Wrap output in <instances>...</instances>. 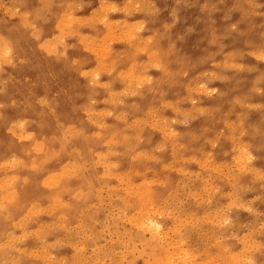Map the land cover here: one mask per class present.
Listing matches in <instances>:
<instances>
[{
	"label": "rangeland",
	"instance_id": "obj_1",
	"mask_svg": "<svg viewBox=\"0 0 264 264\" xmlns=\"http://www.w3.org/2000/svg\"><path fill=\"white\" fill-rule=\"evenodd\" d=\"M42 1L44 3H42ZM51 2L52 0H0V48L3 50H0V72L4 70V72L0 73V120L3 122L2 124L0 121V167L2 168H0V179L4 177L6 171L8 172V170L12 168L17 157L26 156V154L34 155L36 150V147H34L35 145L37 146L38 144L42 145L44 142H50L52 146H58L62 149L65 148V145L67 147L71 146V156L79 160V170L83 171L84 175L90 171L92 173L94 172L95 181L92 182L94 185L88 194V199L83 201L71 216H68L67 220L69 223L65 231L68 232L69 238L67 237L63 240L62 246L54 247L51 251H46L45 254V250L39 246L41 240L35 237L32 229L27 227V224L24 228L19 229L16 233L19 237L28 235L25 238H32L35 240V243H40H38L39 245L32 244V248L34 249L31 248L28 253L33 252L34 255L43 256L44 258L41 257V259H46L48 262L52 260L51 264H63L61 254L66 250V247H70L71 252L75 251L77 257L75 264H249V262H251V264H264V62L262 61L264 60V16H262L264 15V0H53V2ZM56 3L57 6H54ZM48 4L50 5L48 6ZM51 5L52 7H50ZM43 6H46V8ZM33 9L35 12L32 14ZM38 9H40L39 11L42 14ZM57 9L59 11H57ZM44 12H46V14ZM72 12L73 14H71ZM38 13L39 18L36 19ZM91 13H93L95 17H91ZM32 16L35 17V20ZM66 17L69 18V20ZM107 17L109 19H107ZM124 18L127 21H124ZM29 20H32V23H34L32 24ZM184 20L186 21L184 22ZM192 20H194L195 23ZM43 21L50 22L43 23ZM69 21L72 25L69 24ZM92 23L94 25H91ZM30 24H32L33 27ZM12 25L15 28L12 27ZM73 26L76 27L74 28ZM93 26H95L94 28L97 30L92 28ZM23 29H25V31ZM56 31L57 33H55ZM63 33H65V35ZM61 35L64 36L60 37ZM68 35L72 37L67 38ZM131 37L134 40H132ZM116 38L119 40L116 41ZM156 38H158L159 41L156 40ZM88 41L91 42L88 43ZM4 44L6 45L4 46ZM38 44H40L39 46L41 48H38ZM45 44L48 45L46 46ZM57 45H59L58 48ZM62 45L64 47H62ZM82 45L84 46L82 47ZM139 47L141 48L138 50ZM32 48L33 50L31 51ZM145 48H147L146 51L144 50ZM156 48H158L159 53ZM92 52L95 53V55ZM135 52L140 53L136 54ZM163 52L164 54H162ZM116 53L117 56L114 55ZM127 53L130 54L128 55ZM98 54L101 55L100 58H98ZM45 55L49 56L46 57ZM165 55L166 58L164 57ZM56 57L59 58L57 59ZM211 57L212 59H210ZM255 57H257V59ZM27 58H30L29 62ZM74 59L77 60L74 61ZM61 60L63 61L61 62ZM116 60L119 61L117 62ZM67 61H69V63H67ZM25 62H27V64ZM33 62L35 64H33ZM72 62L76 64L74 63L73 65ZM78 63L81 64L79 65ZM70 65L73 67H70ZM222 67L225 69L223 70ZM92 68L94 71H92ZM108 68L109 70H107ZM78 69L81 72H79ZM122 69H125V71ZM206 69L208 71H206ZM253 69L254 71L252 72ZM238 70L239 74L237 72ZM163 71L164 73H162ZM3 74L5 76H3ZM167 75L169 80L167 79L168 77H165ZM199 75L200 77H198ZM224 75H227L228 78ZM220 76L223 79H221ZM114 77H116L117 80ZM256 77H258V79ZM139 78H142V80L144 79L146 81L145 84H138L137 81V85L140 86H136L138 90L135 87H130L131 81ZM218 79L220 82H218ZM160 80H163V82ZM187 80L188 82H186ZM18 83L21 84L19 85ZM88 83H90V86H88ZM186 83H188V86ZM254 83L256 84L255 86ZM174 84L176 85L174 86ZM98 85L103 89L98 87ZM76 87L77 89H75ZM141 87L143 90L142 92L140 89ZM114 89L115 91H113ZM217 89H219V91ZM108 91H110V93ZM57 92L61 94L59 95ZM74 94L78 96H74ZM218 94H222L220 96L223 100ZM91 95L93 97H91ZM10 96L11 98H9ZM35 96L38 97L36 98ZM65 96L66 98H64ZM157 97L160 98L157 100ZM122 103L124 105H121ZM145 105L146 107H143ZM216 106H218V108ZM187 108H190L189 111ZM29 110H31V112H29ZM74 110L76 112H73ZM205 111L207 112L205 113ZM258 111L260 113H258ZM21 114L24 116L22 117ZM55 115L58 116L56 117ZM233 124L237 125L233 127ZM211 126L215 129L212 130L213 128ZM60 129L63 131L61 132ZM65 129L67 130L65 131ZM72 133H74V136ZM21 137H23V139ZM66 138L67 140H65ZM19 139L22 143H20L21 141ZM239 139L243 142H239ZM112 141H120L130 145V154L128 158L125 157L126 161L131 162L129 166L126 163H120L117 158L112 156L111 153L114 150L112 149L114 146L111 145ZM35 142H38V144ZM48 143H46V145ZM152 145L153 150L151 148ZM27 151L28 153H26ZM139 153L142 156L141 160L137 158ZM154 154L156 155L154 156ZM130 157H132V159ZM121 159L124 160L123 157H121ZM70 160L67 161L68 164ZM175 160L177 161L175 162ZM82 164H84V166ZM112 164L115 165L113 166ZM88 165L90 166L88 167ZM206 168L207 171L204 172ZM67 169H69V167H67ZM115 174H119L120 176ZM96 176H98V179ZM107 181L108 183H106ZM225 182L227 184H225ZM177 184L181 185L180 187L182 188H177ZM148 191L150 192L148 193ZM49 203L51 202L48 201L47 205ZM208 203H210V205ZM203 206L205 207L204 209ZM150 208L151 210L149 211L148 209ZM45 215L46 214L39 217L38 223L42 224L55 221V216H53L52 212L51 214L48 212L47 216ZM157 220L159 222H156ZM225 221H227V223ZM197 223L198 226L196 229L194 226H196ZM141 226L143 227L141 228ZM68 228L69 230H67ZM60 230L61 228L58 224V230L53 232L56 237L64 235V233L61 235ZM178 230L181 232H178ZM209 231H211V233ZM25 232L28 234H25ZM19 233H21V235ZM258 235L260 237H258ZM70 243L71 245H69ZM70 248L67 249L69 250ZM163 255L166 260H164ZM157 256H159V258Z\"/></svg>",
	"mask_w": 264,
	"mask_h": 264
},
{
	"label": "bare ground",
	"instance_id": "obj_2",
	"mask_svg": "<svg viewBox=\"0 0 264 264\" xmlns=\"http://www.w3.org/2000/svg\"><path fill=\"white\" fill-rule=\"evenodd\" d=\"M27 1V0H26ZM41 1V0H40ZM74 1V0H73ZM98 1V0H97ZM123 1V0H122ZM128 1V0H127ZM131 1V0H130ZM134 1V0H133ZM140 1V0H139ZM175 1H177V0H175ZM239 1V0H238ZM39 2V1H38ZM47 2V1H46ZM50 2V1H49ZM48 2V3H49ZM52 2H53V0H52ZM51 2V3H52ZM59 2V1H58ZM62 2V1H61ZM67 2V1H66ZM181 2V1H180ZM24 3V2H23ZM27 3V2H26ZM41 3V2H40ZM42 3H44L43 1H42ZM63 3V2H62ZM78 3V2H77ZM82 3V2H81ZM87 3V2H86ZM120 3V2H119ZM235 3V2H234ZM237 3V2H236ZM244 3V2H243ZM16 4V3H15ZM22 4V3H21ZM36 4V3H35ZM91 4V3H90ZM124 4V3H123ZM182 4V3H181ZM221 4V3H220ZM44 5V4H43ZM50 4H48V6H49ZM57 6V3L56 4H54V6ZM82 5V4H81ZM83 5H84V3H83ZM134 5V4H133ZM179 5V4H178ZM241 5V4H240ZM24 6V5H23ZM78 6V5H77ZM129 6V5H128ZM34 7H36V6H34ZM43 7H45L46 8V6H43ZM50 7H52V5L50 6ZM80 7V6H79ZM102 7V6H101ZM191 7V6H190ZM230 7V6H229ZM26 8V7H25ZM117 8V7H116ZM115 8V10L118 12V10ZM131 8V7H130ZM189 8V7H188ZM193 8V7H192ZM240 8V7H239ZM36 9V8H35ZM44 9V8H43ZM50 9V8H49ZM64 9V8H63ZM81 9H82V7H81ZM108 9V8H107ZM136 9V8H135ZM137 9H138V7H137ZM169 9V8H168ZM40 9H38V11H39ZM46 10V9H45ZM76 10H78V9H76ZM96 10V9H95ZM94 10V11H95ZM99 10H100V8H99ZM109 10V9H108ZM130 10V9H129ZM184 10H185V8H184ZM208 10V9H207ZM247 10V9H246ZM51 11V10H50ZM57 11H59L58 9H57ZM75 11V10H74ZM80 11V10H79ZM93 11V12H94ZM163 11V10H162ZM168 11V10H167ZM186 11V10H185ZM33 12H35L34 11V9H33V11H32V14H33ZM40 12V11H39ZM47 12V11H46ZM46 12H44L45 14H46ZM48 12H49V10H48ZM47 12V13H48ZM52 12V11H51ZM96 12V11H95ZM98 12V11H97ZM104 12V11H103ZM139 12H141V11H139ZM247 12V11H246ZM41 13V12H40ZM53 13V12H52ZM55 13V12H54ZM60 13V12H59ZM102 13V12H101ZM110 13V12H109ZM141 13H143V12H141ZM146 13V12H145ZM179 13V12H178ZM211 13V12H210ZM216 13V12H215ZM20 14V13H19ZM42 14V13H41ZM40 14V15H41ZM44 14V15H45ZM63 14H64V12H63ZM66 14V13H65ZM71 14H73V12L71 13ZM92 15H90L91 17L93 16V13H91ZM107 14H108V12H107ZM112 14V13H111ZM213 14V13H212ZM35 15H36V13H35ZM39 15V13L37 14V16ZM43 15V16H44ZM48 15V14H47ZM46 15V16H47ZM51 15H53V14H51ZM59 15V14H58ZM67 15V14H66ZM96 15H98V14H96ZM152 15V14H151ZM180 15V14H179ZM189 15V14H188ZM191 15V14H190ZM56 15L54 14V17H55ZM106 16V15H105ZM117 16V15H116ZM146 16H147V14H146ZM150 16V15H149ZM170 16V15H169ZM168 16V17H169ZM184 16V15H183ZM210 16V15H209ZM258 16V15H257ZM262 16H264V15H262ZM16 17V16H15ZM32 17H34V16H32ZM41 17V16H40ZM51 17H53V16H51ZM60 17H61V15H60ZM93 17H95V16H93ZM124 17V16H123ZM37 18H39V16L38 17H36V19ZM44 18V17H43ZM56 18V17H55ZM59 18V17H58ZM57 18V19H58ZM65 18V17H64ZM67 18V17H66ZM106 18V17H105ZM126 18V17H125ZM124 18V19H125ZM128 18V17H127ZM189 18V17H188ZM30 19V18H29ZM63 19V18H62ZM68 20H69V18H67ZM90 19H92V18H90ZM102 19V18H101ZM107 19H109L108 17H107ZM183 19H184V17H183ZM191 19V18H190ZM197 19V18H196ZM21 20H23V19H21ZM34 20H35V17H34ZM42 20H44V19H42ZM46 20V19H45ZM50 20V19H49ZM76 20V19H75ZM118 20V19H117ZM209 20V19H208ZM24 21V20H23ZM30 21V20H29ZM38 21V20H37ZM58 21V20H57ZM96 21H97V19H96ZM99 21V20H98ZM119 21H121V20H119ZM124 21H127L126 19L124 20ZM137 21V20H136ZM139 21V20H138ZM137 21V22H138ZM186 20H184V22H185ZM194 23H195V21L194 20H192ZM200 21V20H199ZM22 22V21H21ZM31 23H32V20L30 21ZM46 22H48V21H43V23H46ZM50 22V21H49ZM48 22V23H49ZM66 22V21H65ZM65 22H64V24H65ZM135 22V21H134ZM140 22V21H139ZM177 22V21H176ZM176 22H175V24H176ZM181 22V21H180ZM34 23V22H33ZM32 23V24H33ZM41 23V22H40ZM68 23V22H67ZM84 23V22H83ZM96 23H98V22H96ZM119 23V22H118ZM131 23V22H130ZM173 23V22H172ZM183 23V22H182ZM264 23V22H263ZM20 24V23H19ZM22 24V23H21ZM32 24H30L32 27H33V25ZM64 24H63V27H64ZM69 24H70V21H69ZM132 24V23H131ZM169 24V23H168ZM230 24V23H229ZM228 24V25H229ZM27 25V24H26ZM39 25V24H38ZM38 25H37V27H38ZM70 25H72V24H70ZM91 25H94L93 23L91 24ZM123 25V24H122ZM133 25V24H132ZM163 25V24H162ZM194 25V24H193ZM11 26V25H10ZM23 26V25H22ZM65 26H66V24H65ZM88 26V25H87ZM102 26V25H101ZM145 26V25H144ZM174 26V25H173ZM195 26V25H194ZM12 27H14L13 25H12ZM30 27V26H29ZM28 27V28H29ZM41 27H42V25H41ZM62 27V28H63ZM74 27V26H73ZM76 27V26H75ZM74 27V28H75ZM80 27V26H79ZM95 26H93L92 28H94ZM15 28V27H14ZM21 28V27H20ZM27 28V27H26ZM35 28V27H34ZM81 28V27H80ZM89 28H90V26H89ZM91 28V29H92ZM118 28V27H117ZM136 28V27H135ZM139 28V27H138ZM163 28V27H162ZM33 29V28H32ZM39 29H41V28H39ZM49 29V28H48ZM59 29V28H58ZM77 29V28H76ZM95 29V28H94ZM112 29V28H111ZM120 29H121V27H120ZM203 29V28H202ZM8 30V29H7ZM24 31H25V29H23ZM50 30V29H49ZM60 30V29H59ZM63 30H64V28H63ZM79 30V29H78ZM95 30H97V29H95ZM100 30V29H99ZM98 30V31H99ZM123 30V29H122ZM139 30V29H138ZM35 31H36V28H35ZM87 31V30H86ZM85 31V32H86ZM102 31V30H101ZM121 31V30H120ZM134 31V30H133ZM132 31V32H133ZM208 31V30H207ZM228 31V30H227ZM17 32V31H16ZM32 32V31H31ZM39 32V31H38ZM53 32V31H52ZM79 32V31H78ZM110 32V31H109ZM124 32V31H123ZM153 32V31H152ZM168 32V31H167ZM185 32V31H184ZM189 32V31H188ZM211 32V31H210ZM233 32H235V31H233ZM20 33V32H19ZM36 33V32H35ZM47 33V32H46ZM55 33H57V31L55 32ZM75 33V32H74ZM81 33V32H80ZM115 33V32H114ZM118 33H119V31H118ZM122 33V32H121ZM190 33V32H189ZM192 33V32H191ZM4 34V33H3ZM17 34V33H16ZM31 34H33V33H31ZM38 34V33H37ZM36 34V35H37ZM40 34V33H39ZM52 34V33H51ZM64 35H65V33H63ZM67 34H68V32H67ZM66 34V35H67ZM96 34V33H95ZM99 34V33H98ZM103 34V33H102ZM120 34V33H119ZM132 34V33H131ZM236 34H238V33H236ZM6 35V34H5ZM22 35V34H21ZM25 35V34H24ZM28 35V34H27ZM64 35H61L60 37H62V36H64ZM78 35H81V34H78ZM91 35V34H90ZM117 35V34H116ZM124 35V34H123ZM133 35V34H132ZM156 35V34H155ZM183 35H185V34H183ZM197 35V34H196ZM2 36V35H1ZM23 36V35H22ZM38 36V35H37ZM42 36V35H41ZM45 36H46V34H45ZM50 36V35H49ZM95 36V35H94ZM93 36V37H94ZM97 36V35H96ZM136 36V35H135ZM162 36V35H161ZM212 36V35H211ZM10 37V36H9ZM16 37V36H15ZM32 37V36H31ZM30 37V38H31ZM69 37H72V36H69L68 35V37L67 38H69ZM99 37V36H98ZM130 37V36H129ZM3 38V37H2ZM6 38V37H5ZM21 38V37H20ZM26 38V37H25ZM77 38V37H76ZM87 38H89V37H87ZM112 38V37H111ZM128 38V37H127ZM155 38V37H154ZM178 38V37H177ZM182 38V37H181ZM185 38V37H184ZM183 38V39H184ZM231 38H233V37H231ZM19 39V38H18ZM18 39H16V40H18ZM27 39V38H26ZM26 39H23V40H26ZM35 39H36V37H35ZM71 39V38H70ZM69 39V40H70ZM83 39V38H82ZM85 39V38H84ZM95 39V38H94ZM117 39V38H116ZM129 39V38H128ZM131 39H132V37H131ZM141 39H144V38H141ZM169 39V38H168ZM195 39V38H194ZM224 39V38H223ZM5 40H7V39H5ZM5 40H3V41H5ZM12 40V39H11ZM37 40V39H36ZM39 40H40V38H39ZM87 40V39H86ZM86 40H84V41H86ZM93 40V39H92ZM98 40V39H97ZM119 39H117L116 41H118ZM125 40V39H124ZM132 40H134V39H132ZM131 40V41H132ZM154 40V39H153ZM156 40H158L159 41V39L158 38H156ZM186 40V39H185ZM3 41H1V42H3ZM57 41V40H56ZM55 41V42H56ZM61 41H64V40H61ZM71 41V40H70ZM115 41V42H116ZM130 41V40H129ZM145 41V40H144ZM179 41H180V39H179ZM182 41V40H181ZM201 41V40H200ZM65 42V41H64ZM91 41H88V43H90ZM152 42V41H151ZM238 42V41H237ZM5 43V42H4ZM26 43H27V41H26ZM25 43V44H26ZM52 43V42H51ZM81 43V42H80ZM86 43V42H85ZM98 43V42H97ZM102 43V42H101ZM124 43V42H123ZM122 43V44H123ZM131 43V42H130ZM144 43V42H143ZM155 43V42H154ZM2 44V43H1ZM15 44H17V43H15ZM19 44V43H18ZM25 44H23V45H25ZM31 44V43H30ZM35 44H36V42H35ZM56 44V43H55ZM57 44H59V43H57ZM139 44V43H138ZM153 44V43H152ZM159 44V43H158ZM174 44V43H173ZM211 44H212V42H211ZM6 44H4V46H5ZM11 45V44H10ZM26 45H28V44H26ZM37 45V44H36ZM40 44H38V48L40 47L39 46ZM46 46L48 45V44H45ZM64 45V44H63ZM62 45V47H64ZM74 45V44H73ZM77 45V44H76ZM86 45V44H85ZM112 45V44H111ZM110 45V46H111ZM116 45V44H115ZM119 45V44H118ZM124 45V44H123ZM151 45V44H150ZM156 45V44H155ZM221 45V44H220ZM3 46V45H2ZM7 46H8V43H7ZM17 46V45H16ZM20 46V45H19ZM32 46H33V44H32ZM58 46L59 45H57V48H58ZM69 46V45H68ZM75 46V45H74ZM84 45H82V47H83ZM89 46V45H88ZM88 46H87V48H88ZM121 46V45H120ZM131 46V45H130ZM151 46H153V45H151ZM159 46V45H158ZM175 46V45H174ZM214 46V45H213ZM224 46V45H223ZM242 46H244V45H242ZM263 46V45H262ZM27 47V46H26ZM67 47V46H66ZM73 47V46H72ZM76 47V46H75ZM124 47V46H123ZM126 47V46H125ZM149 47V46H148ZM160 47V46H159ZM168 47V46H167ZM29 48V47H28ZM36 48V47H35ZM41 48V47H40ZM57 48H56V50H57ZM77 48V47H76ZM79 48V47H78ZM112 48V47H111ZM111 48H110V50H111ZM141 47H139L138 48V50L140 49ZM143 48V47H142ZM150 48V47H149ZM257 48V47H256ZM255 48V49H256ZM16 49V48H15ZM62 49H65V48H62ZM67 49V48H66ZM74 49V48H73ZM89 49V48H88ZM91 49L93 50V48L91 47ZM113 49V48H112ZM126 49V48H125ZM146 49L147 48H145L144 50L146 51ZM157 49V52L159 53V51H158V48H156ZM161 49V48H160ZM159 49V50H160ZM0 50H1V48H0ZM25 50V49H24ZM26 50H28V49H26ZM33 50V48L31 49V51ZM35 50V49H34ZM59 50V49H58ZM81 50V49H80ZM121 50V49H120ZM123 50V49H122ZM128 50V49H127ZM137 50V51H138ZM254 50V49H253ZM263 50H264V47H263ZM262 50V51H263ZM1 51H3V50H1ZM16 51V50H15ZM29 51V50H28ZM61 51V50H60ZM59 51V52H60ZM66 51V50H65ZM89 51V50H88ZM140 51H142V50H140ZM168 51V50H167ZM175 51V50H174ZM220 51V50H219ZM251 51V50H250ZM46 52V51H45ZM63 52V51H62ZM93 52H94V50H93ZM92 52V53H93ZM99 52V51H98ZM97 52V53H98ZM128 52H129V50H128ZM143 52V51H142ZM40 53V52H39ZM65 53V52H64ZM63 53V54H64ZM85 53V52H84ZM111 53V52H110ZM121 53V52H120ZM136 53V52H135ZM140 53V52H139ZM139 53H136V54H139ZM146 53V52H145ZM168 53V52H167ZM232 53V52H231ZM13 54V53H12ZM28 54V53H27ZM90 54V53H89ZM94 55H95V53H93ZM100 54V53H99ZM97 55V56H99L98 58H100V56L101 55ZM102 54V53H101ZM122 54V53H121ZM120 54V55H121ZM128 55L130 54V53H127ZM144 54V53H143ZM162 54H164V52L162 53ZM217 54V53H216ZM219 54V53H218ZM16 55H17V53H16ZM22 55H23V53H22ZM35 55V54H34ZM66 55V54H65ZM75 55V54H74ZM115 56H117V53L116 54H114ZM141 55V54H140ZM232 55V54H231ZM241 55V54H240ZM247 55V54H246ZM257 55V54H256ZM46 56V55H45ZM49 55H47L46 57H48ZM57 56H58V54H57ZM82 56V55H81ZM86 56V55H85ZM84 56V57H85ZM126 56V55H125ZM139 56V55H138ZM159 56V55H158ZM162 56V55H161ZM229 56H230V54H229ZM17 57V56H16ZM30 57V56H29ZM45 57V58H46ZM72 57V56H71ZM124 57V56H123ZM129 57V56H128ZM160 57V56H159ZM165 58H166V55L164 56ZM163 57V58H164ZM223 57V56H222ZM227 57H228V54H227ZM238 57H240V56H238ZM241 57H242V55H241ZM240 57V58H241ZM254 57V56H253ZM264 57V56H263ZM26 58V57H25ZM35 58H36V56H35ZM38 58V57H37ZM45 58H44V60H45ZM57 59L59 58V57H56ZM89 58V57H88ZM92 58V57H91ZM105 58V57H104ZM119 58V57H118ZM125 58V57H124ZM156 58H158V57H156ZM215 58V57H214ZM213 58V59H214ZM256 59H257V57H255ZM18 59V58H17ZM28 59V58H27ZM30 59V58H29ZM29 59H28V62H29ZM40 59V58H39ZM49 59V58H48ZM47 59V60H48ZM90 59V58H89ZM108 59V58H107ZM123 59V58H122ZM204 59V58H203ZM207 59V58H206ZM210 59H212V57L210 58ZM232 59V58H231ZM72 60H73V58H72ZM75 60H77V59H74V61ZM81 60V59H80ZM80 60H78V61H80ZM83 60H85V59H83ZM112 60V59H111ZM110 60V61H111ZM113 60H114V58H113ZM129 60H130V58H129ZM135 60V59H134ZM160 60V59H159ZM164 60V59H163ZM166 60V59H165ZM176 60V59H175ZM228 60H229V58H228ZM2 61V60H1ZM50 61H52V60H50ZM63 60H61V62H62ZM103 61V60H102ZM102 61H101V63H102ZM117 61V60H116ZM115 61V62H116ZM119 61V60H118ZM117 61V62H118ZM133 61V60H132ZM137 61V60H136ZM170 61V60H169ZM205 61V60H204ZM207 61V60H206ZM231 61V60H230ZM263 62H264V60H262ZM58 62V61H57ZM60 62V61H59ZM81 62V61H80ZM89 62V61H88ZM106 62H109V61H106ZM114 62V63H115ZM124 62V61H123ZM173 62V61H172ZM181 62V61H180ZM197 62V61H196ZM213 62V61H212ZM220 62H222V61H220ZM22 63V62H21ZM26 64H27V62H25ZM46 63V62H45ZM53 63V62H52ZM67 63H69V61H67ZM73 63V65H74V63L75 62H72ZM71 63V64H72ZM82 63V62H81ZM80 63V64H81ZM87 63V62H86ZM94 63V62H93ZM148 63V62H147ZM164 63V62H163ZM162 63V64H163ZM167 63L169 64V62L167 61ZM166 63V64H167ZM178 63V62H177ZM198 63V62H197ZM204 63H206V62H204ZM247 63V62H246ZM256 63V62H255ZM20 64V63H19ZM33 64H35L34 62H33ZM63 64V63H62ZM64 64H66V63H64ZM76 64V63H75ZM79 64V63H78ZM79 64V65H80ZM85 64V63H84ZM83 64V65H84ZM99 64V63H98ZM108 64V63H107ZM138 64V63H137ZM149 64V63H148ZM202 64V63H201ZM4 65V64H3ZM9 65V64H8ZM97 65V64H96ZM103 65V64H102ZM127 65V64H126ZM196 65H199V64H196ZM195 65V66H196ZM248 65V64H247ZM2 66V65H1ZM12 66V65H11ZM15 66V65H14ZM17 66H19V65H17ZM35 66V65H34ZM52 66V65H51ZM67 66V65H66ZM72 65H70V67H71ZM104 66V65H103ZM102 66V67H103ZM168 66H170V65H168ZM193 66V65H192ZM200 66V65H199ZM261 66V65H260ZM13 67V66H12ZM24 67H25V65H24ZM47 67V66H46ZM73 67V66H72ZM106 67H109V66H106ZM114 67V66H113ZM112 67V68H113ZM118 67V66H117ZM194 67V66H193ZM251 67V66H250ZM15 68V67H14ZM56 68V67H55ZM64 68H65V65H64ZM110 68V67H109ZM109 68L107 69V70H109ZM248 68V67H247ZM262 68V67H261ZM12 69V68H11ZM19 69V68H18ZM44 69V68H43ZM63 69V68H62ZM76 69H77V67H76ZM80 69V68H79ZM78 69V70H79ZM93 69V68H92ZM92 69H90V70H92ZM156 69V68H155ZM154 69V70H155ZM158 69V68H157ZM168 69H169V67H168ZM190 69V68H189ZM196 69V68H195ZM222 69H223V67H222ZM221 69V70H222ZM225 69V68H224ZM223 69V70H224ZM30 70V69H29ZM68 70H69V67H68ZM71 70H73V69H71ZM114 70V69H113ZM123 70V69H122ZM122 70H120V71H122ZM149 70V69H148ZM204 70V69H203ZM227 70V69H226ZM230 70H232V69H230ZM244 70V69H243ZM22 71H24V70H22ZM44 71V70H43ZM52 71V70H51ZM53 71H54V69H53ZM77 71V70H76ZM84 71H87V70H84ZM92 71H94V69L92 70ZM111 71V70H110ZM123 71H125V69L123 70ZM146 71V70H145ZM158 71H159V69H158ZM162 71V70H161ZM179 71V70H178ZM206 71H208L207 69H206ZM241 71V70H240ZM248 71H251V70H248ZM254 71V69L252 70V72ZM1 72H4V70L3 71H1ZM0 72V73H1ZM49 72V71H48ZM63 72V71H62ZM70 72V71H69ZM79 72H81L80 70H79ZM89 72V71H88ZM96 72V71H95ZM166 72V71H165ZM177 72V71H176ZM193 72V71H192ZM200 72V71H199ZM238 72V74H239V70L237 71ZM6 73V72H5ZM39 73V72H38ZM37 73V74H38ZM53 73V72H52ZM83 73V72H82ZM105 73V72H104ZM118 73V72H117ZM125 73V72H124ZM128 73H129V71H128ZM127 73V74H128ZM162 73H164V71L162 72ZM178 73V72H177ZM184 73V72H183ZM204 73H205V71H204ZM215 73H217V72H215ZM249 73V72H248ZM7 74V73H6ZM56 74V73H55ZM85 74V73H84ZM106 74V73H105ZM167 74V73H166ZM173 74V73H172ZM175 74V73H174ZM197 74V73H196ZM195 74V75H196ZM206 74V73H205ZM222 74V73H221ZM220 74V75H221ZM259 74V73H258ZM21 75V74H20ZM19 75V76H20ZM27 75H30V74H27ZM36 75V74H35ZM52 75V74H51ZM74 75V74H73ZM82 75V74H81ZM86 75V74H85ZM102 75V74H101ZM184 75V74H183ZM210 75V74H209ZM209 75H207V76H209ZM217 75V74H216ZM218 75H219V73H218ZM236 75V74H235ZM245 75V74H244ZM3 76H5L4 74H3ZM22 76V75H21ZM50 76V75H49ZM61 76V75H60ZM63 76V75H62ZM111 76V75H110ZM109 76V77H110ZM150 76V75H149ZM170 76H171V74H170ZM174 76V75H173ZM179 76V75H178ZM211 76H213V75H211ZM224 76H226V78H228L227 77V75H224ZM234 76V75H233ZM72 77V76H71ZM100 77V76H99ZM120 77V76H119ZM118 77V78H119ZM128 77V76H127ZM153 77V76H152ZM155 77V76H154ZM158 77V76H157ZM156 77V78H157ZM159 77H160V75H159ZM158 77V78H159ZM164 77V76H163ZM165 77H168V75L167 76H165ZM198 77H200V75L198 76ZM218 77V76H217ZM221 77V76H220ZM64 78V77H63ZM101 78V77H100ZM111 78V77H110ZM115 79H116V77H114ZM126 78V77H125ZM193 78V77H192ZM191 78V79H192ZM195 78H196V76H195ZM216 78V77H215ZM242 78V77H241ZM257 79H258V77H256ZM264 78V77H263ZM7 79V78H6ZM9 79V78H8ZM11 79V78H10ZM28 79V78H27ZM27 79H26V81H27ZM36 79V78H35ZM65 79V78H64ZM67 79H68V77H67ZM164 79H166V78H164ZM168 80H169V77L167 78ZM171 79V78H170ZM176 79V78H175ZM197 79V78H196ZM195 79V80H196ZM210 79V78H209ZM221 79H223L222 77H221ZM229 79H230V77H229ZM233 79V78H232ZM236 79V78H235ZM77 80V79H76ZM98 80V79H97ZM117 80V79H116ZM119 80V79H118ZM132 80V79H131ZM198 80V79H197ZM238 80V79H237ZM240 80V79H239ZM262 80V79H261ZM14 81V80H13ZM42 81V80H41ZM85 81V80H84ZM89 81V80H88ZM99 81V80H98ZM137 81H138V84H142V83H144L145 84V80L143 79L142 80V78H139V79H137V80H132L131 81V83H130V87H135L136 88V86L137 87H140L139 85H137ZM149 81V80H148ZM151 81V80H150ZM161 81V80H160ZM200 81V80H199ZM209 81V80H208ZM211 81V80H210ZM213 81V80H212ZM217 81V80H216ZM229 81V80H228ZM227 81V82H228ZM232 81V80H231ZM241 81V80H240ZM255 81V80H254ZM24 82V81H23ZM104 82V81H103ZM110 82V81H109ZM115 82V81H114ZM125 82V81H124ZM133 82H135V83H133ZM161 82H163V80L161 81ZM174 82H176V81H174ZM173 82V83H174ZM186 82H188V80L186 81ZM218 82H220L219 81V79H218ZM230 82V81H229ZM236 82V81H235ZM258 82V81H257ZM8 83V82H7ZM16 83V82H15ZM30 83V82H29ZM28 83V84H29ZM84 83V82H83ZM107 83V82H106ZM126 83V82H125ZM205 83H206V81H205ZM209 83V82H208ZM222 83V82H221ZM224 83V82H223ZM252 83V82H251ZM261 83V82H260ZM6 84V83H5ZM19 84V83H18ZM21 84V83H20ZM19 84V85H20ZM33 84H34V82H33ZM54 84H55V82H54ZM120 84H122V83H120ZM143 84V85H144ZM154 84H156V83H154ZM159 84H160V82H159ZM187 84V86H188V83H186ZM189 84H191V83H189ZM225 84V83H224ZM223 84V85H224ZM238 84H239V82H238ZM241 84V83H240ZM14 85V84H13ZM51 85V84H50ZM84 85H85V83H84ZM108 85V84H107ZM128 85V84H127ZM142 85V86H143ZM176 84H174V86H175ZM192 85V84H191ZM206 85H207V83H206ZM209 85V84H208ZM222 85V86H223ZM256 84L254 83V86H255ZM258 85V84H257ZM11 86V85H10ZM78 86V85H77ZM88 86H90V83H88ZM123 86H124V84H123ZM158 86V85H157ZM193 86V85H192ZM239 86V85H238ZM237 86V87H238ZM259 86V85H258ZM5 87V86H4ZM17 87V86H16ZM23 87V86H22ZM40 87V86H39ZM49 87H52V86H49ZM70 87V86H69ZM80 87H81V85H80ZM98 87H100L99 85H98ZM110 87V86H109ZM128 87V86H127ZM216 87V86H215ZM224 87V86H223ZM237 87H235V88H237ZM253 87V86H252ZM25 88V87H24ZM23 88V89H24ZM64 88H65V86H64ZM71 88V87H70ZM92 88V87H91ZM95 88V87H94ZM101 88V87H100ZM108 88V87H107ZM113 88V87H112ZM158 88V87H157ZM169 88V87H168ZM172 88H173V86H172ZM187 88V87H186ZM200 88V87H199ZM208 88V87H207ZM9 89H10V87H9ZM39 89V88H38ZM47 89V88H46ZM49 89V88H48ZM75 89H77V87L75 88ZM96 89V88H95ZM101 89H103V88H101ZM111 89V88H110ZM109 89V90H110ZM129 89V88H128ZM137 90H138V88H136ZM141 89V92L143 91L142 90V87L140 88ZM153 89V88H152ZM202 89V88H201ZM234 89V88H233ZM7 90H8V88H7ZM18 90V89H17ZM112 90V89H111ZM116 90H118V89H116ZM120 90V89H119ZM132 90V89H131ZM148 90V89H147ZM158 90V89H157ZM156 90V91H157ZM160 90V89H159ZM211 90V89H210ZM210 90H208V91H210ZM218 91H219V89H217ZM223 90V89H222ZM221 90V91H222ZM251 90V89H250ZM10 91H11V89H10ZM9 91V92H10ZM60 91V90H59ZM73 91V90H72ZM95 91H98V90H95ZM113 91H115V89L113 90ZM129 91V90H128ZM247 91V90H246ZM253 91V90H252ZM257 91V90H256ZM262 91V90H261ZM3 92V91H2ZM1 92V93H2ZM17 92V91H16ZM53 92V91H52ZM62 92V91H61ZM66 92V91H65ZM92 92H93V90H92ZM109 93H110V91H108ZM107 92V93H108ZM187 92V91H186ZM200 92V91H199ZM227 92V91H226ZM14 93V92H13ZM24 93V92H23ZM63 93V92H62ZM74 93V92H73ZM81 93V92H80ZM88 93V92H87ZM99 93V92H98ZM154 93V92H153ZM167 93V92H166ZM171 93V92H170ZM174 93V92H173ZM178 93V92H177ZM209 93H211V92H209ZM220 93H222V92H220ZM18 94V93H17ZM26 94V93H25ZM28 94V93H27ZM31 94V93H30ZM49 94V93H48ZM57 94H59L58 92H57ZM61 94V93H60ZM59 94V95H60ZM68 94H69V92H68ZM92 94V93H91ZM103 94V93H102ZM144 94V93H143ZM149 94V93H148ZM204 94V93H203ZM264 94V93H263ZM12 95V94H11ZM36 95V94H35ZM46 95V94H45ZM51 95V94H50ZM49 95V96H50ZM75 95H77V94H74V96ZM84 95V94H83ZM116 95V94H115ZM152 95V94H151ZM164 95V94H163ZM173 95V94H172ZM176 95V94H175ZM186 95H187V93H186ZM189 95V94H188ZM201 95V94H200ZM199 95V96H200ZM219 95V94H218ZM220 95H222V94H220ZM219 95V96H220ZM241 95V94H240ZM246 95H247V93H246ZM13 96V95H12ZM18 96V95H17ZM43 96V95H42ZM78 96V95H77ZM97 96V95H96ZM109 96H111V95H109ZM121 96V95H120ZM124 96V95H123ZM131 96V95H130ZM140 96H141V94H140ZM144 96V95H143ZM142 96V97H143ZM145 96H147V95H145ZM149 96V95H148ZM154 96H155V94H154ZM165 96V95H164ZM180 96V95H179ZM206 96V95H205ZM235 96V95H234ZM252 96V95H251ZM261 96V95H260ZM20 97V96H19ZM36 98L38 97V96H35ZM48 97V96H47ZM71 97V96H70ZM83 97V96H82ZM91 97H93L92 95H91ZM126 97V96H125ZM132 97H133V95H132ZM207 97V96H206ZM209 97V96H208ZM210 97H211V95H210ZM221 97V96H220ZM223 97H224V95H223ZM236 97V96H235ZM234 97V98H235ZM239 97V96H238ZM255 97V96H254ZM259 97V96H258ZM9 98H11V96L9 97ZM15 98V97H14ZM54 98V97H53ZM64 98H66V96L64 97ZM73 98V97H72ZM127 98V97H126ZM158 98H160V97H157L156 99L158 100ZM170 98V97H169ZM173 98V97H172ZM184 98V97H183ZM190 98V97H189ZM191 98H196V97H191ZM222 98V97H221ZM25 99V98H24ZM41 99V98H40ZM39 99V100H40ZM60 99V98H59ZM75 99V98H74ZM121 99H123V98H121ZM141 99V98H140ZM163 99V98H162ZM161 99V100H162ZM166 99V98H165ZM177 99H179V98H177ZM182 99V98H181ZM210 99V98H209ZM224 99H225V97H224ZM238 99V98H237ZM42 100V99H41ZM49 100V99H48ZM62 100V99H61ZM65 100V99H64ZM85 100V99H84ZM97 100V99H96ZM103 100V99H102ZM117 100V99H116ZM154 100H155V98H154ZM167 100H169V99H167ZM222 100H223V98H222ZM5 101V100H4ZM15 101H17V100H15ZM19 101V100H18ZM23 101V100H22ZM46 101V100H45ZM75 101V100H74ZM81 101V100H80ZM79 101V102H80ZM89 101V100H88ZM94 101V100H93ZM100 101V100H99ZM104 101V100H103ZM106 101V100H105ZM108 101V100H107ZM176 101V100H175ZM178 101V100H177ZM200 101V100H199ZM208 101V100H207ZM225 101V100H224ZM257 101V100H256ZM263 101V100H262ZM6 102V101H5ZM9 102V101H8ZM92 102V101H91ZM96 102V101H95ZM136 102V101H135ZM149 102V101H148ZM152 102V101H151ZM179 102V101H178ZM181 102V101H180ZM186 102V101H185ZM187 102H188V99H187ZM211 102V101H210ZM235 102V101H234ZM240 102H241V100H240ZM243 102V101H242ZM11 103V102H10ZM14 103V102H13ZM33 103V102H32ZM35 103V102H34ZM40 103V102H39ZM59 103H61V102H59ZM90 103V102H89ZM88 103V104H89ZM133 103V102H132ZM131 103V104H132ZM147 103V102H146ZM189 103V102H188ZM191 103V102H190ZM196 103H197V101H196ZM207 103V102H206ZM237 103V102H236ZM239 103V102H238ZM261 103V102H260ZM27 104V103H26ZM25 104V105H26ZM64 104H65V102H64ZM63 104V105H64ZM129 104V103H128ZM133 104H135V103H133ZM143 104V103H142ZM148 104V103H147ZM150 104V103H149ZM152 104H153V102H152ZM184 104V103H183ZM198 104H199V102H198ZM221 104V103H220ZM224 104V103H223ZM222 104V105H223ZM244 104V103H243ZM258 104H259V102H258ZM12 105H14V104H12ZM36 105V104H35ZM117 105V104H116ZM116 105H114V106H116ZM121 105H124L123 103L121 104ZM130 105V104H129ZM176 105V104H175ZM180 105V104H179ZM192 105V104H191ZM215 105V104H214ZM4 106V105H3ZM22 106V105H21ZM43 106V105H42ZM77 106V105H76ZM136 106V105H135ZM150 106V105H149ZM153 106V105H152ZM155 106H156V104H155ZM161 106V105H160ZM186 106V105H185ZM196 106V105H195ZM227 106H228V104H227ZM240 106H241V104H240ZM243 106H246V105H243ZM263 106V105H262ZM27 107V106H26ZM35 107V106H34ZM53 107V106H52ZM58 107V106H57ZM62 107H64V106H62ZM70 107V106H69ZM74 107V106H73ZM78 107V106H77ZM82 107V106H81ZM94 107V106H93ZM117 107H118V105H117ZM139 107H140V105H139ZM138 107V108H139ZM143 107H146V105L145 106H143ZM159 107V106H158ZM163 107V106H162ZM165 107V106H164ZM181 107V106H180ZM202 107V106H201ZM209 107H211V106H209ZM217 108H218V106H216ZM236 107V106H235ZM259 107H261V106H259ZM18 108V107H17ZM28 108V107H27ZM39 108V107H38ZM79 108V107H78ZM88 108H91V107H88ZM105 108H107V107H105ZM149 108V107H148ZM147 108V109H148ZM151 108V107H150ZM184 108V107H183ZM194 108V107H193ZM207 108V107H206ZM245 108V107H244ZM262 108V107H261ZM4 109V108H3ZM13 109V108H12ZM37 109V108H36ZM54 109V108H53ZM65 109V108H64ZM120 109V108H119ZM122 109V108H121ZM141 109V108H140ZM159 109H161V108H159ZM166 109V108H165ZM168 109V108H167ZM171 109H172V107H171ZM170 109V110H171ZM190 109V108H189ZM189 109L187 108V110L189 111ZM197 109V108H196ZM208 109V108H207ZM221 109V108H220ZM242 109V108H241ZM45 110V109H44ZM57 110V109H56ZM68 110V109H67ZM82 110V109H81ZM90 110V109H89ZM111 110H113V109H111ZM118 110V109H117ZM157 110V109H156ZM173 110V109H172ZM209 110V109H208ZM216 110V109H215ZM243 110V109H242ZM245 110V109H244ZM261 110V109H260ZM17 111V110H16ZM43 111V110H42ZM47 111V110H46ZM64 111V110H63ZM115 111V110H114ZM125 111V110H124ZM138 111H139V109H138ZM138 111H137V113H138ZM174 111V110H173ZM172 111V112H173ZM226 111H227V109H226ZM29 112H31V110H29ZM52 112H54V111H52ZM57 112V111H56ZM71 112V111H70ZM69 112V113H70ZM73 112H76L75 110L73 111ZM73 112H71V113H73ZM80 112V111H79ZM131 112V111H130ZM192 112V111H191ZM196 112V111H195ZM207 111H205V113H206ZM212 112V111H211ZM252 112V111H251ZM262 112V111H261ZM55 113V112H54ZM115 113V112H114ZM118 113V112H117ZM129 113V112H128ZM156 113H158V112H156ZM160 113V112H159ZM162 113V112H161ZM199 113V112H198ZM221 113H224V112H221ZM227 113V112H226ZM235 113V112H234ZM258 113H260L259 111H258ZM5 114V113H4ZM7 114V113H6ZM143 114V113H142ZM147 114V113H146ZM145 114V115H146ZM210 114V113H209ZM241 114V113H240ZM2 115H3V113H2ZM54 115V114H53ZM64 115H65V113H64ZM91 115V114H90ZM128 115V114H127ZM197 115V114H196ZM211 115V114H210ZM224 115H226V114H224ZM232 115V114H231ZM242 115V114H241ZM263 115H264V113H263ZM5 116V115H4ZM12 116V115H11ZM14 116V115H13ZM20 116V115H19ZM21 116H22V114H21ZM24 116V115H23ZM22 116V117H23ZM30 116V115H29ZM51 116V115H50ZM56 116V115H55ZM58 116V115H57ZM56 116V117H57ZM74 116V115H73ZM136 116V115H135ZM148 116V115H147ZM167 116V115H166ZM188 116V115H187ZM192 116V115H191ZM240 116V115H239ZM238 116V117H239ZM262 116V115H261ZM3 117V116H2ZM25 117H26V115H25ZM55 117V118H56ZM83 117V116H82ZM97 117V116H96ZM127 117V116H126ZM140 117V116H139ZM168 117V116H167ZM188 117H190V116H188ZM217 117V116H216ZM249 117H250V114H249ZM248 117V118H249ZM258 117H260V116H258ZM16 118V117H15ZM20 118V117H19ZM27 118V117H26ZM29 118V117H28ZM76 118V117H75ZM80 118V117H79ZM84 118V117H83ZM108 118V117H107ZM106 118V119H107ZM115 118V117H114ZM145 118V117H144ZM170 118V117H169ZM175 118V117H174ZM178 118V117H177ZM181 118H183V117H181ZM180 118V119H181ZM4 119V118H3ZM7 119H8V116H7ZM12 119H14V118H12ZM87 119V118H86ZM171 119V118H170ZM192 119V118H191ZM190 119V120H191ZM200 119H201V117H200ZM217 119V118H216ZM215 119V120H216ZM221 119V118H220ZM5 120H6V118H5ZM28 120V119H27ZM41 120H43V119H41ZM48 120V119H47ZM58 120V119H57ZM60 120V119H59ZM80 120V119H79ZM110 120V119H109ZM127 120V119H126ZM153 120V119H152ZM151 120V121H152ZM169 120V119H168ZM167 120V121H168ZM193 120V119H192ZM195 120V119H194ZM199 120V119H198ZM223 120L225 121V119L223 118ZM1 121V120H0ZM7 121H9V120H7ZM55 121V120H54ZM64 121V120H63ZM103 121V120H102ZM123 121V120H122ZM121 121V122H122ZM131 121H133V120H131ZM150 121V122H151ZM176 121V120H175ZM197 121V120H196ZM221 121V120H220ZM247 121V120H246ZM259 121V120H258ZM2 122V121H1ZM31 122H32V120H31ZM44 122H46V121H44ZM88 122H89V120H88ZM172 122V121H171ZM208 122V121H207ZM235 122V121H234ZM256 122V121H255ZM255 122H254V124H255ZM261 122V121H260ZM6 123V122H5ZM28 123V122H27ZM81 123V122H80ZM104 123H105V121H104ZM107 123V122H106ZM119 123V122H118ZM126 123H127V121H126ZM130 123V122H129ZM138 123V122H137ZM166 123V122H165ZM169 123V122H168ZM177 123V122H176ZM219 123V122H218ZM224 123V122H223ZM2 124H3V122H2ZM25 124V123H24ZM23 124V125H24ZM33 124V123H32ZM57 124V123H56ZM61 124V123H60ZM84 124V123H83ZM82 124V125H83ZM149 124V123H148ZM175 124V123H174ZM182 124V123H181ZM197 124V123H196ZM203 124V123H202ZM252 124V123H251ZM68 125H70V124H68ZM92 125V124H91ZM140 125V124H139ZM138 125V126H139ZM142 125V124H141ZM178 125V124H177ZM206 125V124H205ZM234 125L236 126L237 124H233V127H234ZM242 125V124H241ZM245 125V124H244ZM260 125V124H259ZM32 126V125H31ZM30 126V127H31ZM37 126V125H36ZM63 126H65V125H63ZM67 126V125H66ZM84 126V125H83ZM82 126V127H83ZM90 126V125H89ZM121 126V125H120ZM148 126V125H147ZM172 126V125H171ZM170 126V127H171ZM191 126V125H190ZM206 126H208V125H206ZM262 126V125H261ZM2 127V126H1ZM60 127H62V126H60ZM75 127V126H74ZM134 127V126H133ZM141 127V126H140ZM166 127V126H165ZM212 127V126H211ZM220 127V126H219ZM225 127V126H224ZM239 127V126H238ZM241 127V126H240ZM37 128V127H36ZM66 128V127H65ZM90 128V127H89ZM97 128V127H96ZM126 128V127H125ZM129 128V127H128ZM135 128V127H134ZM144 128V127H143ZM210 128V127H209ZM213 128V127H212ZM243 128V127H242ZM241 128V129H242ZM62 129V128H61ZM60 129V131L62 132L63 130H61ZM71 129H73V128H71ZM101 129V128H100ZM131 129V128H130ZM136 129V128H135ZM215 128H213L212 130H214ZM222 129V128H221ZM227 129V128H226ZM235 129V128H234ZM237 129V128H236ZM239 129V128H238ZM237 129V130H238ZM244 129V128H243ZM255 129V128H254ZM4 130V129H3ZM58 130V129H57ZM56 130V131H57ZM67 129H65V131H66ZM76 130V129H75ZM79 130V129H78ZM81 130H83V129H81ZM138 130H139V128H138ZM179 130V129H178ZM185 130V129H184ZM223 130V129H222ZM240 130V129H239ZM263 130H264V128H263ZM31 131V130H30ZM98 131V130H97ZM101 131H103V130H101ZM116 131H117V129H116ZM154 131V130H153ZM167 131H168V129H167ZM180 131V130H179ZM200 131V130H199ZM209 131V130H208ZM52 132V131H51ZM50 132V133H51ZM135 132V131H134ZM140 132V131H139ZM157 132V131H156ZM224 132V131H223ZM245 132V131H244ZM57 133V132H56ZM77 133H78V131H77ZM86 133V132H85ZM137 133V132H136ZM168 133V132H167ZM197 133V132H196ZM196 133H195V135H196ZM229 133V132H228ZM1 134V133H0ZM111 134V133H110ZM124 134V133H123ZM138 134V133H137ZM207 134V133H206ZM217 134H219V133H217ZM233 134V133H232ZM239 134V133H238ZM6 135V134H5ZM20 135V134H19ZM55 135V134H54ZM72 135L74 136V133H72ZM88 135V134H87ZM92 135V134H91ZM149 135V134H148ZM216 135V134H215ZM21 136V135H20ZM52 136V135H51ZM78 136V135H77ZM83 136H84V133H83ZM176 136V135H175ZM194 136V135H193ZM72 137V136H71ZM194 137H196V136H194ZM220 137V136H219ZM2 138V137H1ZM5 138V137H4ZM19 138V137H18ZM22 139H23V137H21ZM32 138V137H31ZM50 138V137H49ZM73 138V137H72ZM77 138V137H76ZM79 138V137H78ZM139 138H141V137H139ZM162 138V137H161ZM207 138V137H206ZM216 138V137H215ZM222 138V137H221ZM240 138H241V136H240ZM257 138V137H256ZM33 139V138H32ZM75 139V138H74ZM106 139V138H105ZM127 139V138H126ZM173 139V138H172ZM207 139H209V138H207ZM238 139V138H237ZM15 140V139H14ZM20 140V139H19ZM24 140H25V138H24ZM65 140H67V138L65 139ZM64 140V141H65ZM125 140V139H124ZM154 140V139H153ZM160 140V139H159ZM229 140V139H228ZM240 140V139H239ZM238 140V141H239ZM21 141V140H20ZM103 141V140H102ZM139 141H140V139H139ZM162 141V140H161ZM166 141V140H165ZM172 141V140H171ZM212 141V140H211ZM217 141H219V140H217ZM224 141V140H223ZM242 140H240L239 142H241ZM5 142V141H4ZM39 142V141H38ZM38 142L36 143V144H38ZM73 142V141H72ZM86 142H87V140H86ZM89 142V141H88ZM126 142V141H125ZM173 142V141H172ZM178 142V141H177ZM199 142V141H198ZM205 142H206V139H205ZM208 142V141H207ZM243 142V141H242ZM246 142V141H245ZM7 143V142H6ZM5 143V144H6ZM20 143H22V141L20 142ZM46 143H48V142H44L42 145H40V144H38L37 146L35 145L34 147H36L35 149V152H34V155H29V154H26V156L24 155V156H21V157H17L16 159L17 160H15L16 162L13 164V166H12V168L11 169H9L8 170V172L6 171V173L4 174V177L2 178V179H0V264H51V261L49 260V262L46 260V259H43L44 257L43 256H37V255H34V253L33 252H31V253H28V251L30 252V249L32 248V244H34V245H39L38 243H35V240H33L32 238H25V237H27L26 235H24L23 237H19L16 233L19 231V229L20 228H24V226L27 224V227H29V228H31L32 229V232L34 233V235H35V237H37V238H39L38 240H41V244L39 245L40 247H42L44 250H45V254H46V251H51L52 249H54V247H57V246H62V242H63V240H65V238H67L68 237V232L67 231H65V229H66V227H67V225H68V223H69V221L67 220V218H68V216L70 215H72V213H74L77 209H78V207L81 205V203L83 202V201H85V200H87L88 199V194H89V192L91 191V188L93 187V185H94V183H92V182H94L95 180H94V172L92 173L91 171L90 172H88L86 175H84L83 174V171H80L79 170V168H78V165H79V160H77V159H74L72 156H71V152H72V148H70L71 146H69V147H67L66 145L64 146L65 148H60V147H58V146H56V147H54V145L52 146V144L49 142L47 145H46ZM67 143V142H66ZM71 143V142H70ZM167 143V142H166ZM174 143V142H173ZM73 144V143H72ZM140 144V143H139ZM149 144V143H148ZM181 144V143H180ZM196 144V143H195ZM199 144V143H198ZM206 144V143H205ZM238 144V143H237ZM236 144V145H237ZM62 145V144H61ZM111 145H113L114 147L112 148V149H114L113 151H112V156L114 157V158H117L118 159V161L121 163H126L128 166L131 164V162H129V161H126V158L125 157H127L128 158V156H129V154H130V145L129 144H126V143H124V142H120V141H117V142H115V141H112V143H111ZM171 145H172V143H171ZM184 145V144H183ZM216 145V144H215ZM252 145V144H251ZM250 145V146H251ZM76 146V145H75ZM88 146V145H87ZM108 146V145H107ZM224 146V145H223ZM86 147V146H85ZM139 147V146H138ZM153 147V145L151 146V148ZM170 147H172V146H170ZM185 147V146H184ZM225 147V146H224ZM223 147V148H224ZM264 147V146H263ZM92 148V147H91ZM136 148V147H135ZM155 148V147H154ZM164 148H165V146H164ZM214 148V147H213ZM232 148V147H231ZM230 148V149H231ZM97 149V148H96ZM171 149V148H170ZM179 149V148H178ZM181 149V148H180ZM216 149V148H215ZM11 150V149H10ZM15 150V149H14ZM77 150H78V148H77ZM136 150V149H135ZM147 150V149H146ZM152 150H153V148H152ZM152 150H150V151H152ZM172 150V149H171ZM205 150V149H204ZM229 150V149H228ZM16 151V150H15ZM21 151V150H20ZM20 151H19V153H20ZM137 151V150H136ZM157 151H159V150H157ZM164 151V150H163ZM254 151V150H253ZM258 151V150H257ZM260 151V150H259ZM92 152V151H91ZM168 152V151H167ZM207 152V151H206ZM215 152V151H214ZM220 152H221V150H220ZM14 153V152H13ZM23 153V152H22ZM26 153H28V151L26 152ZM77 153V152H76ZM82 153V152H81ZM135 153V152H134ZM133 153V154H134ZM146 153H148V152H146ZM153 153V152H152ZM203 153H205V152H203ZM213 153V152H212ZM211 153V154H212ZM11 154V153H10ZM24 154V153H23ZM22 154V155H23ZM89 154V153H88ZM171 154V153H170ZM3 155V154H2ZM78 155V154H77ZM90 155V154H89ZM156 154H154V156H155ZM161 155V154H160ZM153 156V155H152ZM177 156V155H176ZM253 156V155H252ZM80 157V156H79ZM95 157V156H94ZM93 157V158H94ZM110 157V156H109ZM121 157H123L124 158V160H122L121 159ZM165 157V156H164ZM183 157V156H182ZM194 157H196V156H194ZM219 157V156H218ZM6 158V157H5ZM77 158H78V156H77ZM81 158V157H80ZM131 159H132V157H130ZM137 158H140V160L142 159V156H141V154L139 153L138 155H137ZM161 158V157H160ZM169 158V157H168ZM167 158V159H168ZM175 158V157H174ZM192 158V157H191ZM223 158V157H222ZM235 158H236V156H235ZM70 159H74V160H70ZM144 159V158H143ZM176 159V158H175ZM187 159V158H186ZM199 159H200V157H199ZM212 159V158H211ZM260 159V158H259ZM68 160H70L69 161V164H68ZM81 160V159H80ZM161 160H162V158H161ZM178 160V159H177ZM177 160H175V162L177 161ZM191 160V159H190ZM218 160V159H217ZM86 161V160H85ZM91 161H92V159H91ZM117 161V162H118ZM137 161V160H136ZM159 161V160H158ZM179 161V160H178ZM226 161V160H225ZM231 161V160H230ZM11 162V161H10ZM150 162V161H149ZM160 162V161H159ZM188 162V161H187ZM194 162V161H193ZM207 162H208V160H207ZM229 162V161H228ZM251 162V161H250ZM83 163V162H82ZM97 163H98V161H97ZM115 163V162H114ZM178 163V162H177ZM180 163H181V161H180ZM209 163V162H208ZM212 163V162H211ZM210 163V164H211ZM252 163V162H251ZM85 164V163H84ZM84 164H82L83 166H84ZM102 164V163H101ZM109 164V163H108ZM141 164V163H140ZM158 164V163H157ZM169 164V163H168ZM176 164V163H175ZM183 164V163H182ZM229 164V163H228ZM86 165V164H85ZM113 166L115 165V164H112ZM143 165V164H142ZM180 165V164H179ZM256 165V164H255ZM90 165H88V167H89ZM93 166V165H92ZM112 166V167H113ZM175 166V165H174ZM229 166V165H228ZM67 167H69V169H67ZM111 167V166H110ZM111 167V168H112ZM117 167V166H116ZM191 167V166H190ZM257 167V166H256ZM1 168V167H0ZM4 168V167H3ZM94 168V167H93ZM92 168V169H93ZM104 168V167H103ZM114 168V167H113ZM128 168V167H127ZM133 168V167H132ZM225 168V167H224ZM254 168V167H253ZM2 169V168H1ZM130 169V168H129ZM150 169V168H149ZM155 169V168H154ZM153 169V170H154ZM178 169H180V168H178ZM220 169V168H219ZM258 169V168H257ZM94 170V169H93ZM103 170V169H102ZM117 170H119V169H117ZM128 170V169H127ZM160 170V169H159ZM171 170V169H170ZM217 170V169H216ZM2 171V170H1ZM109 171H110V169H109ZM120 171V170H119ZM146 171V170H145ZM152 171V170H151ZM167 171V170H166ZM190 171V170H189ZM207 171V168H206V170L204 171V172H206ZM96 172V171H95ZM123 172V171H122ZM139 172V171H138ZM172 172H173V170H172ZM261 172V171H260ZM263 172V171H262ZM2 173V172H1ZM128 173V172H127ZM142 173V172H141ZM178 173V172H177ZM120 174V173H119ZM119 174H115V175H119ZM147 174V173H146ZM166 174V173H165ZM178 174H180V173H178ZM245 174V173H244ZM125 175V174H124ZM127 175V174H126ZM137 175V174H136ZM242 175H243V173H242ZM259 175V174H258ZM120 176V175H119ZM186 176V175H185ZM239 176V175H238ZM263 176V175H262ZM97 177V179H98V176H96ZM111 177V176H110ZM126 177V176H125ZM129 177V176H128ZM182 177V176H181ZM100 178H102V177H100ZM104 178V177H103ZM107 178V177H106ZM109 178V177H108ZM119 178V177H118ZM134 178H135V176H134ZM140 178H142V177H140ZM165 178H166V176H165ZM96 179V178H95ZM119 179H121V178H119ZM218 179V178H217ZM128 180V179H127ZM185 180H186V178H185ZM126 181V180H125ZM165 182H166V180H165ZM199 182H201V181H199ZM235 182V181H234ZM106 183H108V181L106 182ZM229 183V182H228ZM97 184V183H96ZM125 184V183H124ZM201 184V183H200ZM225 184H227L226 182H225ZM237 184V183H236ZM239 184V183H238ZM242 184V183H241ZM151 185V184H150ZM178 185V184H177ZM202 185V184H201ZM200 185V186H201ZM212 185H213V183H212ZM243 185H245V184H243ZM260 185V184H259ZM125 186V185H124ZM145 186V185H144ZM152 186V185H151ZM160 186V185H159ZM163 186H164V184H163ZM176 186V185H175ZM181 185H178V187L177 188H179ZM235 186V185H234ZM106 187V186H105ZM104 187V188H105ZM126 187V186H125ZM153 187V186H152ZM250 187V186H249ZM249 187H248V189H249ZM252 187V186H251ZM261 187V186H260ZM95 188V187H94ZM127 188V187H126ZM125 188V189H126ZM136 188V187H135ZM180 188H182V187H180ZM245 188V187H244ZM109 189V188H108ZM111 189H112V187H111ZM130 189V188H129ZM160 189V188H159ZM230 189V188H229ZM229 189H228V191H229ZM243 189V188H242ZM132 190V189H131ZM158 190V189H157ZM240 190V189H239ZM247 190V189H246ZM253 190V189H252ZM207 191V190H206ZM150 191H148V193H149ZM168 193V192H167ZM226 193V192H225ZM239 193V192H238ZM237 193V194H238ZM130 194V193H129ZM152 194V193H151ZM158 194V193H157ZM176 194V193H175ZM209 194V193H208ZM211 194H212V192H211ZM210 194V195H211ZM220 194V193H219ZM97 195V194H96ZM235 195V194H234ZM261 195V194H260ZM129 196V195H128ZM133 196V195H132ZM141 196V195H140ZM172 196V195H171ZM219 196V195H218ZM223 196H224V194H223ZM100 197V196H99ZM127 197V196H126ZM138 197V196H137ZM219 197H221V196H219ZM228 197V196H227ZM226 197V198H227ZM260 197V196H259ZM131 198V197H130ZM130 198H129V200H130ZM165 198H168V197H165ZM176 198V197H175ZM179 198V197H178ZM218 198V197H217ZM222 198V197H221ZM97 199V198H96ZM95 199V200H96ZM140 199V198H139ZM138 199V200H139ZM171 199V198H170ZM229 199V198H228ZM239 199V198H238ZM99 200V199H98ZM164 200V199H163ZM174 200V199H173ZM241 200H242V198H241ZM244 200V199H243ZM51 202V203H49L48 205H47V202ZM91 201V200H90ZM89 201V202H90ZM125 201V200H124ZM140 201V200H139ZM162 201V200H161ZM171 201V200H170ZM216 201V200H215ZM249 201V200H248ZM93 202V201H92ZM122 202V201H121ZM247 202V201H246ZM253 202V201H252ZM87 203V202H86ZM93 203H95V202H93ZM132 203V202H131ZM165 203V202H164ZM230 203V202H229ZM89 204V203H88ZM92 204V203H91ZM95 204H97V203H95ZM141 204V203H140ZM162 204H163V202H162ZM167 204V203H166ZM170 204H171V202H170ZM174 204V203H173ZM209 205H210V203H208ZM217 204V203H216ZM215 204V205H216ZM204 205V204H203ZM221 205V204H220ZM230 205H233V204H230ZM128 206H129V204H128ZM214 206V205H213ZM219 206V205H218ZM222 206V205H221ZM93 207V206H92ZM124 207V206H123ZM176 207V206H175ZM174 207V208H175ZM201 207V206H200ZM215 207V206H214ZM131 208H133V207H131ZM147 208V207H146ZM154 208V207H153ZM168 208H170V207H168ZM196 208V207H195ZM205 207L203 206V209H204ZM208 208H209V206H208ZM211 208V207H210ZM254 208V207H253ZM207 209V208H206ZM234 209V208H233ZM239 209V208H238ZM249 209V208H248ZM149 211L151 210V208L150 209H148ZM157 210H159V209H157ZM190 210V209H189ZM217 210H219V209H217ZM152 211H154V210H152ZM167 211V210H166ZM196 211V210H195ZM198 211V210H197ZM203 211V210H202ZM48 212H49V214H51V212L53 213V216H55V221L54 222H46V223H38V219H39V217L41 216V215H44V214H46L45 216H47V214H48ZM158 212V211H157ZM164 212V211H163ZM191 212V211H190ZM237 212V211H236ZM245 212V211H244ZM166 213V212H165ZM197 213V212H196ZM199 214V213H198ZM212 214V213H211ZM222 214V213H221ZM220 214V215H221ZM158 215V214H157ZM193 215V214H192ZM243 215V214H242ZM256 215V214H255ZM32 216H34V217H32ZM197 216V215H196ZM199 216V215H198ZM201 216V215H200ZM104 217V216H103ZM146 217V216H145ZM155 217V216H154ZM159 217V216H158ZM157 217V218H158ZM163 217H164V215H163ZM205 217V216H204ZM209 217H210V215H209ZM99 218V217H98ZM201 218V217H200ZM241 218H242V216H241ZM102 219V218H101ZM144 219H146V218H144ZM143 219V220H144ZM149 219H151V218H149ZM211 219H213V218H211ZM57 220V221H56ZM200 220V219H199ZM207 220V219H206ZM87 221V220H86ZM146 221V220H145ZM147 221H149V220H147ZM208 221V220H207ZM210 221V220H209ZM135 222V221H134ZM156 222H159L158 220L156 221ZM139 223V222H138ZM145 223V222H144ZM144 223H142L143 225H145ZM152 223V222H151ZM196 223V222H195ZM201 223V222H200ZM221 223V222H220ZM58 224H59V227L61 228V230H60V232H61V235H63V233H64V235L63 236H59V237H56L55 235H54V231L56 232V230H58ZM92 224V223H91ZM90 224V225H91ZM140 224V223H139ZM240 224V223H239ZM148 225V224H147ZM193 225V224H192ZM138 226V225H137ZM191 226V225H190ZM189 226V227H190ZM197 226H198V223L196 224V226H194V228L196 227V229H197ZM205 226V225H204ZM213 226V225H212ZM231 226V225H230ZM86 227V226H85ZM143 226H141V228H142ZM156 227V226H155ZM192 227V226H191ZM190 227V228H191ZM224 227V226H223ZM140 228V227H139ZM190 228H188V229H190ZM212 228H214V227H212ZM30 229V230H31ZM144 229V228H143ZM151 229V228H150ZM149 229V230H150ZM179 229H181V228H179ZM193 229V228H192ZM207 229H208V227H207ZM216 229V228H215ZM23 230V229H22ZM67 230H69V228L67 229ZM155 230V229H154ZM177 230V229H176ZM194 230V229H193ZM209 230V229H208ZM24 231V230H23ZM172 231H175V230H172ZM187 231V230H186ZM197 231V230H196ZM214 231V230H213ZM22 232V231H21ZM30 232V231H29ZM88 232V231H87ZM178 232H181V231H179L178 230ZM177 232V233H178ZM183 232V231H182ZM185 232V231H184ZM194 232V231H193ZM210 233H211V231H209ZM188 233V232H187ZM213 233V232H212ZM224 233V232H223ZM231 233V232H230ZM233 233V232H232ZM20 235H21V233H19ZM25 234H28V233H26L25 232ZM88 234V233H87ZM189 234V233H188ZM98 235V234H97ZM180 235V234H179ZM224 235V234H223ZM186 236V235H185ZM183 237V236H182ZM229 237V236H228ZM258 237H260L259 235H258ZM36 238V239H37ZM69 238V237H68ZM189 238V237H188ZM233 238V237H232ZM75 239V238H74ZM155 239V238H154ZM227 239V238H226ZM225 239V240H226ZM258 239V238H257ZM261 239V238H260ZM237 240V239H236ZM236 240H235V242H236ZM86 241V240H85ZM184 241V240H183ZM183 241H180V242H183ZM90 242V241H89ZM161 242V241H160ZM178 242V241H177ZM66 243V242H65ZM88 243V242H87ZM91 243V242H90ZM147 243V242H146ZM148 244V243H147ZM146 244V245H147ZM152 244V243H151ZM150 244V245H151ZM180 244V243H179ZM263 244V243H262ZM69 245H71V243L69 244ZM74 245V244H73ZM149 245V246H150ZM77 246H79V245H77ZM152 246V245H151ZM73 247V246H72ZM67 248H70V247H66V250H64L63 252H62V254H61V256H62V262H63V264H75V260H76V254H75V251H73V252H71V248L68 250ZM32 249H34V248H32ZM37 249V248H36ZM103 249V248H102ZM241 249V248H240ZM56 250V249H55ZM77 250V249H76ZM155 250V249H154ZM243 250V249H242ZM43 251V250H42ZM60 251V250H59ZM152 252V251H151ZM163 252H164V249H163ZM261 252V251H260ZM48 253V252H47ZM79 253V252H78ZM109 253V252H108ZM44 254V255H45ZM154 254V253H153ZM261 254V253H260ZM49 255H50V253H49ZM52 255V254H51ZM263 255V254H262ZM47 256V255H46ZM84 256V255H83ZM160 256V255H159ZM159 256H157L158 258H159ZM168 256V255H167ZM252 256V255H251ZM264 256V255H263ZM41 257H43L42 259H41ZM55 257V256H54ZM248 257V256H247ZM50 258V257H49ZM51 258H53V257H51ZM60 258V257H59ZM163 258H164V255H163ZM243 258H245V257H243ZM249 258V257H248ZM161 259V258H160ZM254 259V258H253ZM158 260V259H157ZM164 260H166L165 258H164ZM174 260V259H173ZM255 260V259H254ZM259 260V259H258ZM88 261H90V260H88ZM58 262V261H57ZM154 262H156V261H154ZM159 262V261H158ZM168 262V261H167ZM174 262V261H173ZM255 262V261H254ZM257 262V261H256ZM157 263V262H156ZM161 263V262H160ZM61 264V263H60ZM165 264V263H164ZM262 264V263H261Z\"/></svg>",
	"mask_w": 264,
	"mask_h": 264
},
{
	"label": "snow or ice",
	"instance_id": "obj_3",
	"mask_svg": "<svg viewBox=\"0 0 264 264\" xmlns=\"http://www.w3.org/2000/svg\"><path fill=\"white\" fill-rule=\"evenodd\" d=\"M227 223V221H225ZM249 264H251V262H249Z\"/></svg>",
	"mask_w": 264,
	"mask_h": 264
}]
</instances>
